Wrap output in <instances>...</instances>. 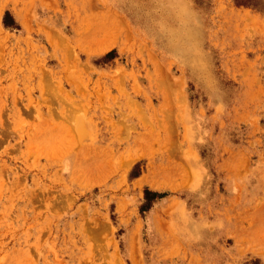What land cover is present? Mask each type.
Wrapping results in <instances>:
<instances>
[{
	"label": "rangeland",
	"instance_id": "1",
	"mask_svg": "<svg viewBox=\"0 0 264 264\" xmlns=\"http://www.w3.org/2000/svg\"><path fill=\"white\" fill-rule=\"evenodd\" d=\"M0 0V264H264V0Z\"/></svg>",
	"mask_w": 264,
	"mask_h": 264
},
{
	"label": "clouds",
	"instance_id": "2",
	"mask_svg": "<svg viewBox=\"0 0 264 264\" xmlns=\"http://www.w3.org/2000/svg\"><path fill=\"white\" fill-rule=\"evenodd\" d=\"M161 18L157 26L176 44L194 41V26L198 25L190 0H159Z\"/></svg>",
	"mask_w": 264,
	"mask_h": 264
}]
</instances>
